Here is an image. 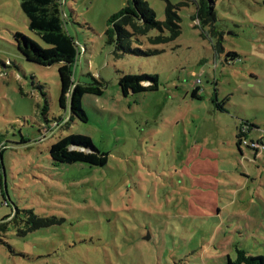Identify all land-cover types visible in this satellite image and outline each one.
Returning <instances> with one entry per match:
<instances>
[{"label":"rangeland","instance_id":"obj_1","mask_svg":"<svg viewBox=\"0 0 264 264\" xmlns=\"http://www.w3.org/2000/svg\"><path fill=\"white\" fill-rule=\"evenodd\" d=\"M182 1L147 0L158 20L178 7L177 39L151 44V30L132 48L159 53L117 56L105 31L128 0H0V264H226L237 246L264 256V151L237 145L243 124L264 132V0L215 1L220 50ZM30 10L63 19L77 81L104 83L82 99L88 121L61 106L59 63L20 54L17 32L44 44ZM127 73L157 75L158 88L125 96ZM69 134L108 163L55 162L50 147ZM24 210L65 221L19 235Z\"/></svg>","mask_w":264,"mask_h":264},{"label":"trees","instance_id":"obj_2","mask_svg":"<svg viewBox=\"0 0 264 264\" xmlns=\"http://www.w3.org/2000/svg\"><path fill=\"white\" fill-rule=\"evenodd\" d=\"M216 0H183L181 5L195 4L196 10L192 16L193 20L199 22L201 26H208L209 32L217 39L216 49H222L223 35L214 31V23L217 20ZM178 7L168 3L165 10V19L158 20L156 12L150 7L147 0H128L126 6L118 13L113 15L108 21V28L105 31L108 41L115 45V54L119 56L122 52H130L136 55L157 54L159 50L144 51L139 47L132 48L134 40L139 41L140 36H148L151 30L159 32L156 36H149L148 41L151 44H162L177 39L181 34V17L178 13ZM29 27L40 37L44 44H40L29 36L17 32L15 41L20 54L28 61L44 66H51L59 63V75L62 82L60 96L61 106H66L70 100L71 119L75 117L82 121H88L86 111L82 106V99L86 94H95L101 96L104 93V83H99L95 79L93 83H81L74 78L73 68L80 54L75 38L64 29L63 19L55 14L47 12H28ZM168 35H165V32ZM235 56L236 54L233 53ZM230 54V55H233ZM149 84H145V83ZM96 83L101 87L96 86ZM119 86L122 93L126 96L130 93L136 94L146 90H155L158 88V76H149L145 73H127L119 78ZM200 87L197 86L192 96L199 98ZM48 110L45 105L43 111ZM251 127L243 124L239 128L237 145H246L255 151L258 156L263 150L251 147L247 140L248 132L259 130L256 126ZM251 128V129H250ZM264 134L261 133L260 136ZM257 137V140L260 139ZM51 158L57 163H76L82 162L92 166L103 167L108 163V153L98 150L87 135L69 134L60 138L50 147ZM2 167L0 163V168ZM3 172L0 170V183L3 182ZM3 194V191H0ZM19 209H16L12 216V221H17ZM25 222L27 228L21 229L18 233L22 235L38 230L43 227H49L63 223L65 218L56 216L44 217L37 215L33 210H24ZM0 230H6V227L0 223ZM226 264H264V256L253 255L246 249L236 247V256H228Z\"/></svg>","mask_w":264,"mask_h":264},{"label":"built area","instance_id":"obj_3","mask_svg":"<svg viewBox=\"0 0 264 264\" xmlns=\"http://www.w3.org/2000/svg\"><path fill=\"white\" fill-rule=\"evenodd\" d=\"M251 147L255 148V149H260L263 150L264 149V134H262L260 136L259 140H252L250 142Z\"/></svg>","mask_w":264,"mask_h":264}]
</instances>
